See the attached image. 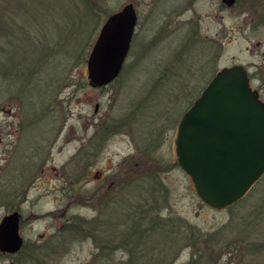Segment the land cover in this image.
Segmentation results:
<instances>
[{"label":"rangeland","instance_id":"rangeland-1","mask_svg":"<svg viewBox=\"0 0 264 264\" xmlns=\"http://www.w3.org/2000/svg\"><path fill=\"white\" fill-rule=\"evenodd\" d=\"M129 3L142 13L129 57L112 83L93 87L89 54L105 20ZM263 14L264 0H0V221L10 193L36 183L22 206L28 247L0 251V264H264V176L237 203L213 208L166 142L225 67L245 66L264 100V27L253 21ZM94 137L109 143L112 177L124 166L129 181L150 145L140 189L104 193L86 151ZM41 141L42 158L8 152ZM154 171L157 187L146 177ZM32 211L46 216L30 221ZM67 219L71 236L61 230Z\"/></svg>","mask_w":264,"mask_h":264},{"label":"water","instance_id":"water-1","mask_svg":"<svg viewBox=\"0 0 264 264\" xmlns=\"http://www.w3.org/2000/svg\"><path fill=\"white\" fill-rule=\"evenodd\" d=\"M222 2L230 8L236 0ZM136 26L133 3L105 20L87 60L91 86H107L120 75ZM176 154L202 201L216 209L243 199L264 176V101L252 89L243 65L218 71L185 112ZM19 228V212L1 219L2 253L15 254L22 248Z\"/></svg>","mask_w":264,"mask_h":264},{"label":"flooded vegetation","instance_id":"flooded-vegetation-1","mask_svg":"<svg viewBox=\"0 0 264 264\" xmlns=\"http://www.w3.org/2000/svg\"><path fill=\"white\" fill-rule=\"evenodd\" d=\"M239 1L240 0H236V3L234 4V6L237 5ZM141 14L137 13V25L139 23ZM263 17H264V14H263ZM253 21L255 23H257V24H259V25H261V26L264 27V18H261V16L258 15L257 19L256 20L253 19ZM131 44H132V42H131ZM130 51H131V47H130V50H129V53H128V56H127L125 62L127 61L128 57H129ZM263 67H264V65H260L258 68L261 69ZM123 68H124V66H123ZM247 72H248V75H249V78H250V85H251V82L254 81L256 78H253L254 77L253 73H250L248 69H247ZM252 89L258 92L260 98L262 97V94L261 93L263 91V88H253L252 87ZM96 111H98V109ZM172 125H173V127H169L168 128L166 142H167L168 149L170 151V157H172V158L175 159V156L177 158V154H176V138H177V132H178V126H179V124H178V126L176 128H175V124L174 123L171 124V126ZM170 130H172L171 133H170ZM43 140L44 139H42V141ZM2 141H3V139L0 138V143ZM42 141L40 142L39 145H33V146H30V147H26L21 153H20V149H21L20 146H19V148L15 146L16 147V149H15L13 147L14 146V144H13L12 145V148L9 149L8 152L10 154L13 153V156L15 155V156H19V157H24V156L26 157L28 154H24V153L26 151H28L29 153L31 152V155H30L31 157H34L35 159H36V157L42 158V157L46 156V154H44V152H43L45 150V147H43ZM87 141H88L87 150H86V148H83L82 150H86L88 152V155L90 157V160L89 161L92 162V166L95 169L94 170V174H93L94 180L96 182H102L103 183V187L105 189L104 193L105 192L109 193L112 189L117 188L116 184H119L120 186L122 184V186H121V189H122L121 192L122 193L127 192V189L131 188V186L134 185V184H136L137 185V188L140 189V187H138V184L139 183H143V181H144L143 178H142V176H140V175H143V173L145 171L144 169L147 166L150 165L148 160L144 161V159H143V157H144L143 156V153L145 152L146 154H148V156L150 155L151 157H152V155H154L153 150L151 149V147H150L149 144L143 145L142 149L141 148L139 149V150H141L140 151V154H141V157L140 158L143 159V161L141 159H139V161H135L134 162L135 172H136V174H139V175L136 176L135 178H132L129 181L128 177L125 176V175H123L124 172H125V170H126L124 166H121V169L119 170V176L118 175H115L116 178L115 177H112L113 168H112V164H111V153H110V149H109V143H108V141L106 139L102 140L101 138L94 137V138L87 139ZM4 151H6V149H4ZM134 156L135 157L139 156V153L136 154V155H134ZM123 163L125 165V162H123ZM177 165L179 166V168L181 170H183L178 161H177ZM163 169L164 170H167L168 168H166V166H165ZM156 172H158V171H156ZM155 175H157V176L155 177ZM158 176H159L158 173L155 174V171L154 172H151V173H149V174L146 175L147 178H151L153 180V184H152L153 187H157V184L158 183H157L156 180L158 179ZM190 179H191V177H190ZM34 187H36L35 181L30 180L27 183V186L24 187V189L22 190V192H19L18 190L15 189L12 193H10V198L8 197L9 198V200H8L9 203L8 204L12 208V210L9 213H7V214H10V213H13V212H19V215H20V228H19V232H20V235L23 238V246H22V248L17 253H20L23 249H25L26 247H28V243L26 242L25 237L21 234V226H22V223L24 221V213L22 211L23 210L22 209V206H23V204H25L26 202H28V200H29L28 199V196H29L30 190L32 188H34ZM142 189H143V187H142ZM155 196L156 195L154 194V197ZM125 197L126 196H124L123 198H125ZM92 198L94 200H99L98 191H96V192L93 193ZM108 200H109V202L106 203V206H105L106 209L110 208V205H111L110 197L108 198ZM125 200H126V198H125ZM128 205H129V203L127 201L126 203H123L120 206L122 208V210L120 212H122V214H125L126 217H127V219H129V215H128L127 208H126V207H128ZM7 214H5V215H7ZM134 214H135L134 219L137 220L138 223L137 222L136 223H133L132 230H135L136 234H134V236H131V237H135L136 239H139L140 237L143 236V231H142V229H139L138 228V224H140V222H142L143 217L142 218H139V216L137 215L136 212ZM45 216L46 215H44V214L43 215H40L39 213H37L35 211H32L30 213L28 219L30 221H37L40 218H43ZM137 217L139 219H137ZM73 221L71 219H67L66 222L61 226L62 227L61 230L62 229L65 230L66 229L67 235H69V236L73 235L74 234V231H76L75 230L76 229V226H75V229L73 227V225H74L73 224ZM139 226H141V225H139ZM39 238H40L41 241H43V240H45L46 236L44 234H41V235H39ZM38 243H39V241H37L36 244L34 243V244L30 245L31 246L30 249L33 248V249H36L37 250L39 248V245L37 246ZM38 250L33 254L34 257L39 256ZM17 253H15V254H17ZM5 254H9V253H5ZM11 255H14V254H11ZM108 264H111V263H108Z\"/></svg>","mask_w":264,"mask_h":264},{"label":"trees","instance_id":"trees-1","mask_svg":"<svg viewBox=\"0 0 264 264\" xmlns=\"http://www.w3.org/2000/svg\"><path fill=\"white\" fill-rule=\"evenodd\" d=\"M34 259H36V257Z\"/></svg>","mask_w":264,"mask_h":264}]
</instances>
